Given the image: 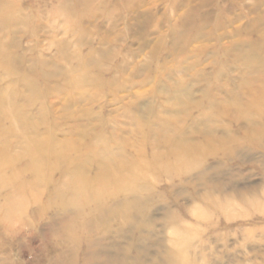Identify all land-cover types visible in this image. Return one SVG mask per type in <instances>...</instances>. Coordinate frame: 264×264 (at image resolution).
<instances>
[{
  "label": "rangeland",
  "instance_id": "1",
  "mask_svg": "<svg viewBox=\"0 0 264 264\" xmlns=\"http://www.w3.org/2000/svg\"><path fill=\"white\" fill-rule=\"evenodd\" d=\"M257 56L264 68V0H0V92L36 124L7 135L15 161L0 162L15 177L0 186V264H264V98L239 88L242 57ZM146 104L188 156L107 175V209L129 199L134 215L97 223L100 196L69 195L74 161L97 186L98 163L166 159L174 136L156 134ZM8 129L0 116V148ZM32 134L72 151L39 165Z\"/></svg>",
  "mask_w": 264,
  "mask_h": 264
},
{
  "label": "bare ground",
  "instance_id": "2",
  "mask_svg": "<svg viewBox=\"0 0 264 264\" xmlns=\"http://www.w3.org/2000/svg\"><path fill=\"white\" fill-rule=\"evenodd\" d=\"M258 56L255 58V60H251L245 57H242L243 61L245 62L244 64L247 66V72L245 73L244 77L240 79V86L239 88L241 90H243V92H253L255 94H258L259 97L264 98V68L261 67H257L255 66L258 60ZM253 59V58H252ZM256 62V63H255ZM158 63V62H157ZM262 62H260L259 65H261ZM224 66H220L216 77L221 76L224 72L223 70ZM28 85V84H27ZM253 85H255L256 87H254ZM31 87V85H29ZM249 86V87H248ZM245 90V88H247ZM32 88V87H31ZM261 99H257L256 103H254L255 101H250L248 106H252V105H258L260 106L262 100ZM261 100V101H260ZM21 104V105H20ZM22 104L24 105V103H18V99L16 98H12V99H7L6 94L1 91L0 92V116L2 117L3 121L5 120L6 122H9V129L7 130L6 136H2V143L3 145L0 148V162L3 163L7 161L8 165H10L12 163V161H15V157L9 158L6 155V146L5 144L7 143L8 139H7V135L9 134H13L15 136L21 137V138H26L28 137V135L30 133H32L33 131H35L36 129V124H34L28 117L25 116V114H22V112L20 111V106H22ZM231 108V107H230ZM18 111V112H17ZM145 111V112H144ZM143 113H144V118L145 119H151V121H153L152 123L154 124H158V130L156 131V134L161 137V139H163L165 142H168V140H171V137L174 136L173 138V148H170L167 154V158L162 160V162H155L154 160H157V156H155L152 160V162H147L143 159H136V160H131L125 162V161H118V162H114V163H110L108 165H101L100 163H98V167L101 169L99 170V173L96 176L97 179V186H93L91 184H94L93 182H90L88 180H86V178H84L82 175H80V170L81 168L84 167V165L86 164V162L80 161V160H75V166L74 169L71 170V174H70V179H69V187H70V197L71 196H86V195H90V194H97L100 196V204H99V210H97V218L94 221L95 222H103L105 219V216L108 215L109 213H117V214H121L123 216H125L126 218L133 216L134 214H132V206H131V202L132 200L129 199H119V198H115L114 199V205L115 208H112L109 210V208L107 209L106 204L104 202V199L106 200H110V192H108V187L110 185V181H112L111 177L107 178V175H111L112 172H115V174H122V179L127 178L129 179V175H131L133 173V171L135 170L134 167H138V160H139V166L141 168H143V171L146 173V169L148 170H157V169H165V168H170L173 165H179L180 164V160L182 159H186L188 156V146L182 142V138H181V134L179 132V135H174L177 132H174V130H171V128H169L170 125V120L167 118H164L162 115L158 116L154 107L150 106L149 104L145 105V109H144ZM146 113V114H145ZM150 121V123H151ZM149 123V122H148ZM142 126V130L146 131L149 134L154 133V130L150 127L147 128L146 125L141 124ZM32 132H29V131ZM161 132H163V138L161 136ZM20 133V135H18ZM145 134V133H144ZM146 135V134H145ZM30 138V139H29ZM28 139H26L25 141H28L30 143V145L26 146V151L32 155L34 158H36L37 160H39V165H41L42 163H44L46 155L48 154V152L51 150H59V155L63 154V152L61 151L62 149H67L69 151L71 150V147L65 145V144H56L53 142V145H50L48 143H46V145L44 144L45 142H43V140L41 139H37V137H35L34 134L31 135V137H29ZM144 139V138H143ZM210 142V141H209ZM94 149L98 150V147H95ZM104 150H98V153H103ZM141 153V149L138 150V156H140ZM64 156V155H63ZM61 156V157H63ZM107 156V155H106ZM170 157H172L170 159ZM109 159H112V156L108 155ZM117 157L113 156V159L115 160ZM140 158V157H139ZM1 165V164H0ZM7 165V166H8ZM43 166V164H42ZM42 166H40L39 168H34L35 170H31V171H38L40 170V168H42ZM2 168L0 167V186H5V185H13L14 179L15 177H8L2 174ZM128 170L132 171V173L127 174ZM127 175V176H126ZM44 180L43 174H36V177L34 178L32 187L35 186L36 183H40ZM110 180V181H109ZM115 183V182H114ZM112 183V185L114 184ZM34 185V186H33ZM30 185L26 184L23 186H20L17 193H20V195L18 196L17 193L15 194H11V199L9 200V202L7 203L8 206H12L13 204H22L23 203V198L25 196V192H28L27 189H29ZM17 197H20L21 200L17 201ZM135 200H133V203H136V205L139 206L140 210L144 211L145 210V204L147 200H144L142 198H134ZM63 204H65L64 202H62ZM108 212V213H107Z\"/></svg>",
  "mask_w": 264,
  "mask_h": 264
}]
</instances>
